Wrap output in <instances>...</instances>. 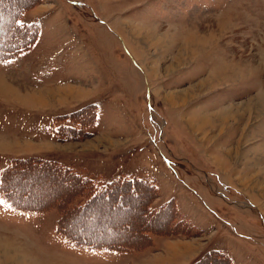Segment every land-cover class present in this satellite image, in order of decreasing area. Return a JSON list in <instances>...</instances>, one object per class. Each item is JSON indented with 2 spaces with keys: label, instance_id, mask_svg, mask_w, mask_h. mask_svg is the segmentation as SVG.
<instances>
[{
  "label": "rangeland",
  "instance_id": "obj_1",
  "mask_svg": "<svg viewBox=\"0 0 264 264\" xmlns=\"http://www.w3.org/2000/svg\"><path fill=\"white\" fill-rule=\"evenodd\" d=\"M32 1L19 21L39 25L35 44L0 58V264H182L198 242L196 261L218 250L264 264V0ZM28 158L98 189L155 182L154 211L174 199L177 220L201 232L166 235L182 241L140 262L143 250L80 245L58 232L57 208L19 209L3 193L4 172ZM25 168L27 184L5 177L15 196L28 191L37 204L64 194L66 184ZM139 202L101 211L119 230L165 225L138 213ZM97 220L83 225L108 221Z\"/></svg>",
  "mask_w": 264,
  "mask_h": 264
},
{
  "label": "trees",
  "instance_id": "obj_2",
  "mask_svg": "<svg viewBox=\"0 0 264 264\" xmlns=\"http://www.w3.org/2000/svg\"><path fill=\"white\" fill-rule=\"evenodd\" d=\"M32 6V0H0V58L11 59L14 54L30 49L35 44L40 32L39 25H26L19 21L22 14ZM89 109L96 110L97 106L85 107L80 112L74 113L73 117L84 116L86 110ZM27 166L33 169H42L45 173L52 175V180L55 178L56 182L60 181L66 184L64 194L56 193L53 196L43 197L42 201L33 200L37 204L28 202L33 198L32 193L28 191L22 192L21 189L20 196H15V193L7 188L11 182L7 181L5 177L8 173L15 172L19 176L17 182L27 184L29 177L32 175L30 169L26 171L25 167ZM23 174H25V179L27 177L28 179H21L20 176ZM2 179L1 189H3V193L9 192L5 196L9 197L17 208L25 210L57 208L61 215L58 222V232L71 241L95 249L109 248L118 251H141L153 245V236H166L184 231V233H190L194 229L196 233L201 232L194 227L189 219L177 220L180 214L174 199L164 203L160 210L154 211L151 204L159 196V191L155 182L152 181L118 179L98 189L93 181L87 178L84 179L74 173L72 169L65 168L52 160L37 158L16 159L10 168L4 172ZM6 182L8 183L6 184ZM29 184L31 185L32 182H29ZM25 188L28 189L29 186ZM127 199H139L141 203L139 202L140 206L137 212L142 213L143 216H149L152 220L160 222L166 216L165 225L163 226L161 223L157 225L145 224L138 227L135 221H125L126 223L123 225L125 228L119 230V225H115L114 219L110 218L109 211L103 213L101 208L104 206L112 211L119 210L121 202H125ZM125 207L127 208V206ZM92 215L98 216L97 221H100V218L103 221L108 219V221L104 222V227L99 225L90 228V225H83V221L86 219L90 220ZM65 218L66 221L71 220L72 223L74 222L75 227H77L76 233L73 234L66 231L67 229L64 226ZM176 220L177 222L175 223ZM80 222L82 223L81 225L79 224ZM89 222L92 224L93 221ZM193 264H233V262L227 253L212 250Z\"/></svg>",
  "mask_w": 264,
  "mask_h": 264
},
{
  "label": "crops",
  "instance_id": "obj_3",
  "mask_svg": "<svg viewBox=\"0 0 264 264\" xmlns=\"http://www.w3.org/2000/svg\"><path fill=\"white\" fill-rule=\"evenodd\" d=\"M58 86L59 87H62L63 85H58ZM167 200H169V199H165L163 201V203H161V204L166 203ZM181 239H182L181 237L171 238V237H164V236H153V245L150 248L143 250L142 253H140V254H142L141 255L142 256L141 257L142 259L140 258L138 260V262L144 260L147 257H150L151 255L157 253L158 251H161V252L162 251H165L166 246H167L168 243L175 242V241H182ZM198 243H197V247L196 248H194L192 250H189V251H186V252L183 253V254H186L187 253L188 256L186 257L187 258V261H185L182 264H192L194 261H196L199 258V256H201V254L204 251H203V249H201V247L199 246ZM183 254H181V255H183ZM171 256H173V255H171ZM229 256H230L233 264H237L236 261L233 259V257L230 254H229ZM176 257H178V255ZM176 263L177 262H175L174 264H176Z\"/></svg>",
  "mask_w": 264,
  "mask_h": 264
},
{
  "label": "bare ground",
  "instance_id": "obj_4",
  "mask_svg": "<svg viewBox=\"0 0 264 264\" xmlns=\"http://www.w3.org/2000/svg\"><path fill=\"white\" fill-rule=\"evenodd\" d=\"M207 122L206 120H204V123Z\"/></svg>",
  "mask_w": 264,
  "mask_h": 264
}]
</instances>
